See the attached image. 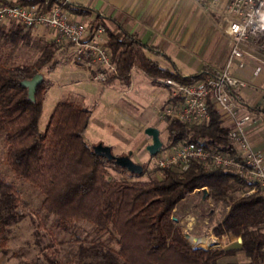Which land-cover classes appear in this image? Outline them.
Listing matches in <instances>:
<instances>
[{
  "label": "trees",
  "instance_id": "1",
  "mask_svg": "<svg viewBox=\"0 0 264 264\" xmlns=\"http://www.w3.org/2000/svg\"><path fill=\"white\" fill-rule=\"evenodd\" d=\"M15 1L22 5L40 3L45 7L63 5L74 15L92 13L90 8L66 0ZM95 18L106 23L99 14ZM114 24L115 29L108 30L107 44L116 71L108 76L105 85L115 80L127 84L133 67L153 79L172 78L180 82H193L213 73L205 69L194 76H183L178 71L162 68L147 56L145 44L117 22ZM31 38L30 30L19 24L9 28L0 25V133L4 143L3 162L13 175V179L8 180L0 172L2 253L9 252L11 227L30 212L31 203L19 187L20 183H27L40 195V208L53 215L55 228L68 230L70 225L85 221L97 234H107V240L115 244L103 240L85 243L76 237L77 248L66 264H221L220 258L237 251L246 257V263L227 264H264L263 197L259 192L234 195L237 187L252 185L232 170L205 167L200 161L193 160L185 171L163 169L160 179L109 178L107 165L123 168L93 154L85 139L92 110L70 99L57 101L47 126L43 131L39 130L44 94L50 81L44 78L37 86L34 100L28 97L27 88L21 82L32 78L47 65L52 71L54 56L63 45L37 39L42 45L38 58L32 63L15 65V52ZM166 120L168 146L194 142L206 149L235 153L227 137L228 126L223 124L212 101L206 123ZM191 193L198 195L201 205H222L224 215L214 232L217 236L240 237L238 247L216 251L193 247L189 243L173 210ZM203 213L206 215L205 210ZM41 234L36 227L33 243L49 264H55L53 251H45L50 245L40 244ZM31 264H41L39 254Z\"/></svg>",
  "mask_w": 264,
  "mask_h": 264
},
{
  "label": "built area",
  "instance_id": "2",
  "mask_svg": "<svg viewBox=\"0 0 264 264\" xmlns=\"http://www.w3.org/2000/svg\"><path fill=\"white\" fill-rule=\"evenodd\" d=\"M216 7L223 5L220 26L230 44L224 68L193 82H180L172 78L158 80L169 87L172 101L156 113L184 123L200 124L209 119L212 101L227 123V137L235 153L206 149L201 144L183 142L164 146L149 165L156 169L185 171L193 160L205 167H222L244 176L264 200V155L253 148L248 140V129L253 115L241 111L239 91L246 82L236 78L231 69L243 68L247 59L256 61L253 75L263 76L264 83V0H195ZM66 2H69L66 0ZM13 21L25 30L48 29L57 43H68L73 61L86 67L93 79L104 83L116 71L109 48L108 33L103 23L75 20L63 5L45 7L40 3L18 4L13 0H0V25ZM250 191V192H251ZM193 246L206 248L198 238H188ZM213 246V245H211ZM207 249V248H206ZM264 251V248H263Z\"/></svg>",
  "mask_w": 264,
  "mask_h": 264
},
{
  "label": "rangeland",
  "instance_id": "3",
  "mask_svg": "<svg viewBox=\"0 0 264 264\" xmlns=\"http://www.w3.org/2000/svg\"><path fill=\"white\" fill-rule=\"evenodd\" d=\"M221 14L219 12H207L209 18L220 27L223 33V28L219 24ZM82 21L100 22L93 14L82 15ZM15 24L17 23L13 21L3 23L6 28ZM104 25L107 33L108 30L113 31L115 29V26H109L107 22ZM45 30L50 32L48 29ZM36 31L37 29H31L32 38L30 41L19 46L15 52L13 59L15 65L32 63L40 55L42 45L37 41L39 39L37 35H40V33L37 34ZM47 36L50 38V35ZM62 45L61 49L54 56V69L49 71V65H47L39 72L44 78L50 81V87L44 94L39 130L43 131L47 126L50 114L57 101L70 99L83 104L86 102L93 110L92 117L85 132L88 143L90 145H95L99 142L104 145H108V143L113 144L115 147L111 150L115 155L119 148L130 144L128 151L121 155H127L131 152L132 160L143 166L142 174L134 175L125 169H114L107 165L108 177L127 180L162 178L163 169H156L149 165L150 155L146 150V146L151 142V138L146 136L144 128L141 130L138 128V124L133 121L130 111L122 105V101L119 103L116 100L118 95L115 89L122 82L118 80L119 82L114 81L110 85H104V83L96 81L86 67L73 61V52L70 46H67V43H62ZM80 73L87 75L89 81L92 83L84 80L77 81L76 79H80L81 77ZM160 79L163 78H155L154 80L160 83L158 81ZM102 86L104 87L103 91L101 90ZM80 92H83V94ZM157 117L163 122L159 123L156 128L159 130L162 145L167 146L169 144L167 120L161 118L158 114ZM106 120L108 121L107 123L105 122ZM146 140H148V143ZM3 155V135L0 133V172L8 180H12L13 175L8 166L3 162ZM241 177L245 179L244 176ZM19 187L26 199L31 203L30 212L24 219L11 227V239L8 243L9 252L5 254L0 250V257L4 264H31L37 254H39L41 264H49L45 256L36 249L33 243V231L36 227H39L42 233L40 235V244L42 246L50 245L45 251L46 253H50L49 250L53 251L51 255L55 259V264H66L72 258V252L76 250L78 243V241H74L76 237L79 238V241L85 243H90L95 240L108 241L107 234H97L93 226L85 221H78L70 225L68 230L55 228L53 226V215L46 214L40 208V195L27 183H20ZM251 189L252 186L248 188L237 187L233 193L238 197L252 195L258 192H252ZM201 206H204V209ZM224 209L225 212L228 211V208ZM204 210L206 211V215H202ZM173 213L177 224L182 228L183 232L191 238H199L203 245L209 244L210 246H205L207 249L219 251L239 246V242L236 239L240 237L234 235L217 236L214 232V227L222 220L224 215L221 204L209 206V204L204 203L201 205L198 195L191 193L176 206ZM186 238L189 241L188 237ZM189 243L192 246L196 244L190 241ZM109 244L115 245L113 241H110ZM219 262L221 264L246 263V257L243 253L237 251L234 254L220 258Z\"/></svg>",
  "mask_w": 264,
  "mask_h": 264
},
{
  "label": "crops",
  "instance_id": "4",
  "mask_svg": "<svg viewBox=\"0 0 264 264\" xmlns=\"http://www.w3.org/2000/svg\"><path fill=\"white\" fill-rule=\"evenodd\" d=\"M68 1L90 8L94 17L99 14L109 26H115V22L120 24L148 47L145 49L147 56L162 68L178 71L183 76H194L205 69L218 73L225 66L230 51L229 41L207 15V12L221 13L222 4L212 7L195 0ZM71 17L82 20V15L71 14ZM36 32L40 33L37 36L44 42L54 38L51 31L43 28ZM255 65V60L247 59L243 68L234 65L231 72L246 82V86L239 91V98L241 111L253 115L248 140L254 149L264 155V83L262 75H253ZM80 76V79L76 77L77 81L91 82L87 75L82 73ZM101 88L103 91L104 87ZM115 92L118 95L116 100L119 103L122 101L140 130L149 126L158 127L163 121L158 119L156 110L172 101L169 87L158 83L137 67L131 69L129 82L118 84ZM84 104L91 108L86 102ZM223 124L227 125L226 122ZM108 145L111 149L115 147L110 143ZM129 148L130 144L122 146L116 155L125 153ZM236 240L240 242L239 238ZM0 264H4L1 257Z\"/></svg>",
  "mask_w": 264,
  "mask_h": 264
},
{
  "label": "water",
  "instance_id": "5",
  "mask_svg": "<svg viewBox=\"0 0 264 264\" xmlns=\"http://www.w3.org/2000/svg\"><path fill=\"white\" fill-rule=\"evenodd\" d=\"M43 79V75L41 73H37L32 78L21 82L22 85L27 88V95L31 100L35 99L36 88L43 81ZM145 134L151 138V142L146 146V150L150 156H154L159 152L163 144L160 139L159 130L156 127L149 126L145 128ZM91 149L93 154L96 156L102 157L109 162H113L115 165L127 170L131 174L141 175L143 172V166L132 160L131 152L127 155H115L112 153L110 146L104 145L101 142L91 145ZM185 236L189 238L187 234Z\"/></svg>",
  "mask_w": 264,
  "mask_h": 264
}]
</instances>
